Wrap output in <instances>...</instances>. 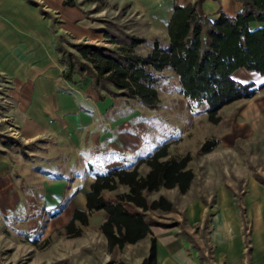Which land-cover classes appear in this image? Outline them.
Segmentation results:
<instances>
[{
	"label": "crops",
	"instance_id": "0c3cea01",
	"mask_svg": "<svg viewBox=\"0 0 264 264\" xmlns=\"http://www.w3.org/2000/svg\"><path fill=\"white\" fill-rule=\"evenodd\" d=\"M194 1L104 0L137 20L138 35L147 41L158 39L164 46L168 44L167 25L174 3L184 6ZM78 3L68 6L64 0H0V86L6 85L4 100L9 102L3 116L11 138L18 143L0 141V195L7 197L1 201V212L21 209L15 207L21 199L14 196H21L23 188L31 195L37 188L25 181L29 173L44 180L41 209L58 211L60 216L68 212L73 215L75 210L87 212L86 193L95 173L135 166L139 170L144 165L141 174H145L149 170L145 161L167 145L165 139H159L163 125L150 126V117H134L126 101L118 97L105 93L101 99L91 78L78 74L72 82L62 78L63 65L58 61L52 25L44 10L57 18L58 33L76 41L97 40L104 34V26L87 16L98 2ZM202 9L215 20L221 13L237 16L242 5L236 0H205ZM260 25L251 23L253 28ZM162 74L159 99L161 94L178 95L185 109L199 115L188 108L177 75L170 69ZM232 77L261 89L253 97L219 110L220 121L225 116L234 117L225 136L264 130V74L238 68ZM170 85L175 91L170 92ZM200 114L207 118L205 112ZM151 129L158 135L156 140L149 136ZM222 142L229 145L227 140ZM192 172L194 178L181 194L191 192L196 177ZM238 181L212 188L207 185L184 207L191 228H202L207 219L206 235H196V245L179 235V230L151 225L147 237L154 241L155 264H264V185L253 178ZM244 217L251 223L248 237L243 234Z\"/></svg>",
	"mask_w": 264,
	"mask_h": 264
},
{
	"label": "trees",
	"instance_id": "16d2710c",
	"mask_svg": "<svg viewBox=\"0 0 264 264\" xmlns=\"http://www.w3.org/2000/svg\"><path fill=\"white\" fill-rule=\"evenodd\" d=\"M203 1L195 0L184 6L174 3L166 46L158 39L147 42L138 36L125 35L124 40L114 36L109 39L116 44L115 49L76 43L71 45L73 53L65 51L60 43L62 36L55 35V50L63 65L62 78L72 82L75 74L89 77L101 99L106 93L134 99L153 109L160 101L158 86L164 78L162 72L170 69L178 77L188 108L198 114L205 112L208 121L217 124L223 106L251 98L261 89L236 81L232 73L245 68L264 74V0H236L242 5L237 16L221 13L215 20L203 12ZM64 4L79 3L64 0ZM251 23L261 25L253 28ZM146 43L150 49L139 53L138 47ZM216 145L215 139H207L200 152H210ZM189 161V155H170L165 146L145 161L149 168L145 174L139 172L138 166L95 173L86 193L87 212L75 210L66 230L73 232L77 223L87 225L90 213L102 211L100 230L109 249L139 242L148 236L150 226L156 224L148 213L169 211L173 206L163 196L149 200L148 195L160 188L176 187L180 193L186 192L194 178L187 168ZM151 241L141 264H155Z\"/></svg>",
	"mask_w": 264,
	"mask_h": 264
},
{
	"label": "rangeland",
	"instance_id": "374dc122",
	"mask_svg": "<svg viewBox=\"0 0 264 264\" xmlns=\"http://www.w3.org/2000/svg\"><path fill=\"white\" fill-rule=\"evenodd\" d=\"M116 8L103 2L97 3L87 12L90 19L104 26V34L101 39L97 40L88 38L76 41L72 37L58 33L57 18L45 10L44 15L49 18L54 38L55 35L62 36L60 43L63 49L73 53L75 50L71 45L76 43H89L115 49L116 44L109 40L113 36L121 40L125 39V35L145 39L136 33L137 20L126 15L124 9ZM150 41L152 40L147 42ZM148 47V43L142 44L138 47V52L144 53ZM1 80L0 77V82ZM1 85L0 141L13 144L15 140L9 134L8 120L3 116L9 103L4 100L6 85L3 83ZM169 88H171L170 92L175 91L173 86L170 85ZM118 99L126 101L128 109L133 110L134 117H150L148 121L150 126L163 125L164 132H160L159 139L167 141L166 147L169 154L189 155L188 166L196 174L193 188L186 195L181 194L177 189L166 188H160L148 195L149 200L163 196L173 205L169 211L157 210L148 213L156 223L153 226L164 230H179L177 233L192 241L194 246L196 235H206L207 219L204 220L202 228H191L187 224L184 207L198 198L197 194L205 191L207 185L212 188L234 179L244 182L249 178L264 185V130L253 134L242 131L239 136H236L237 132H232L229 136H225L231 129L233 116H225L218 124H211L204 114L195 116L190 113L188 109H185L183 98L171 93L161 94L157 106L150 110L144 109L135 100H126L121 96H118ZM151 132L154 133L152 129ZM152 133H149V136L151 134V139L156 140L157 133L153 135ZM222 138L227 140L229 145L223 144ZM207 139H215L218 146L213 152L203 154L200 152V146ZM145 169L146 166H139L140 173H143ZM26 177L25 181L37 188L31 190V195H28V189L23 188L21 196H14V199H21L15 205L21 209L7 208L3 212L0 211V264H141L143 257L148 254L152 242L150 237L136 244L109 249L106 238L100 230L103 220L102 211L90 213L87 225L77 223L74 231L68 232L66 225L71 219L72 212L60 216L58 211L41 209L44 199L41 195L45 189L44 180L33 173H29ZM4 199L7 197L0 195V206ZM10 199L13 202L12 196ZM55 215L57 216L53 217ZM251 229L250 221L244 217L243 234L248 237Z\"/></svg>",
	"mask_w": 264,
	"mask_h": 264
}]
</instances>
